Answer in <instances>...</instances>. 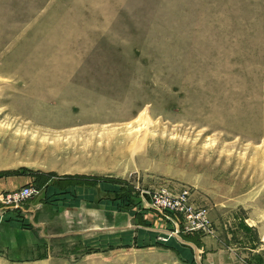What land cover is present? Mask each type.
<instances>
[{
    "label": "rangeland",
    "instance_id": "1",
    "mask_svg": "<svg viewBox=\"0 0 264 264\" xmlns=\"http://www.w3.org/2000/svg\"><path fill=\"white\" fill-rule=\"evenodd\" d=\"M23 186L0 264H204L160 189L220 238L264 227V0H0V196Z\"/></svg>",
    "mask_w": 264,
    "mask_h": 264
},
{
    "label": "crops",
    "instance_id": "2",
    "mask_svg": "<svg viewBox=\"0 0 264 264\" xmlns=\"http://www.w3.org/2000/svg\"><path fill=\"white\" fill-rule=\"evenodd\" d=\"M258 222L250 219L242 227L234 224V231H227L226 237L221 238L217 236V227L212 234L191 233L173 238L192 250L193 258L195 251L204 254L202 258L206 264H264V243L261 242L264 227L257 226Z\"/></svg>",
    "mask_w": 264,
    "mask_h": 264
},
{
    "label": "built area",
    "instance_id": "3",
    "mask_svg": "<svg viewBox=\"0 0 264 264\" xmlns=\"http://www.w3.org/2000/svg\"><path fill=\"white\" fill-rule=\"evenodd\" d=\"M36 188L23 186L0 196V202L11 208L18 209L19 204L34 198L38 194ZM149 194L150 204L160 218L174 226L172 235L182 232L212 234L213 226L205 208L197 206L191 199L188 189L170 192L160 189ZM176 236V235H175ZM264 243V234L261 237Z\"/></svg>",
    "mask_w": 264,
    "mask_h": 264
},
{
    "label": "water",
    "instance_id": "4",
    "mask_svg": "<svg viewBox=\"0 0 264 264\" xmlns=\"http://www.w3.org/2000/svg\"><path fill=\"white\" fill-rule=\"evenodd\" d=\"M142 197H143V199L148 203V204H150L151 202H150V199H149V194L148 193H142Z\"/></svg>",
    "mask_w": 264,
    "mask_h": 264
},
{
    "label": "bare ground",
    "instance_id": "5",
    "mask_svg": "<svg viewBox=\"0 0 264 264\" xmlns=\"http://www.w3.org/2000/svg\"><path fill=\"white\" fill-rule=\"evenodd\" d=\"M140 135H142V134H140ZM145 136V135H144ZM143 138V137H142ZM143 141V139L141 140V142Z\"/></svg>",
    "mask_w": 264,
    "mask_h": 264
}]
</instances>
